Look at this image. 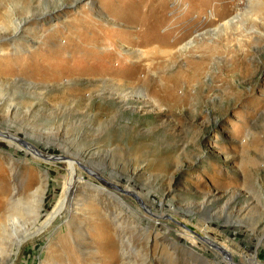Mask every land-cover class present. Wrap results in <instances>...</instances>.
Returning <instances> with one entry per match:
<instances>
[{
  "label": "rangeland",
  "instance_id": "obj_1",
  "mask_svg": "<svg viewBox=\"0 0 264 264\" xmlns=\"http://www.w3.org/2000/svg\"><path fill=\"white\" fill-rule=\"evenodd\" d=\"M0 131V264H264V0H0Z\"/></svg>",
  "mask_w": 264,
  "mask_h": 264
},
{
  "label": "bare ground",
  "instance_id": "obj_2",
  "mask_svg": "<svg viewBox=\"0 0 264 264\" xmlns=\"http://www.w3.org/2000/svg\"><path fill=\"white\" fill-rule=\"evenodd\" d=\"M75 2V1H74ZM72 4V3H71ZM69 4L67 3V2H63L58 8H60V9H62L64 6H68ZM217 7V6H216ZM220 7V6H219ZM232 7V6H231ZM234 8V7H233ZM57 9V8H56ZM222 10H226V8H219V9H217L216 8V11H219V15L217 14V16H218V18L217 19H219L220 17H224L223 16V14H225V13H223L224 11H222ZM49 12H51L49 9H47V10H43V12H41V13H38L37 14V18L38 17H43V16H46ZM225 12H227V11H225ZM202 15V14H201ZM214 15V14H213ZM238 15L239 14H237V15H235V16H233V17H230V18H223V20L219 23V26L218 27H215V26H213V27H215L216 29H219L220 30V28L222 27H226L227 25H230V24H233V22H235V19H236V17H238ZM36 17V16H35ZM35 17H32V18H35ZM32 18L31 17H28V18H26V19H24V21L23 22H29V21H31L32 20ZM216 18L215 19H211V20H209L208 22H210V23H214L216 20H217ZM238 19V18H237ZM231 27V26H230ZM215 28H213V29H211V28H206V29H200V30H196V32H194V34H193V36L190 38V39H188L187 40V42H185L183 45H182V49L183 50H186L187 48H189L193 43H195L196 42V40H197V38H201V37H203V36H205V35H207V34H212V33H214V34H218L219 32V30H217L216 31V29ZM195 31V30H194ZM15 35H19V36H21V34L23 33V27H22V24L20 25V24H18V25H16L15 24ZM11 38L12 37H14V34H11V35H9ZM203 39V38H202ZM163 44V43H162ZM161 44V45H162ZM178 45H179V43H178V41L176 40V42H174V43H169L168 45H164V46H167V47H165V49H166V51H169V52H171V53H173L174 51V49L176 48V47H178ZM148 46V45H147ZM163 46V47H164ZM193 46V45H192ZM201 47L203 48V49H208V48H210V47H212V45H206V46H204V45H201ZM200 47V48H201ZM161 51V50H160ZM201 67V66H200ZM1 132V131H0ZM3 135H5V134H3ZM9 135V134H8ZM12 138V137H11ZM12 140V139H11ZM11 140H9V141H11ZM21 143H23L22 142V140H21ZM17 145V144H16ZM29 147V146H28ZM27 149V148H26ZM30 151V150H29ZM30 154H32V155H34V156H36V157H39V158H41L42 159V161L43 162H45L44 164L45 165H47V164H49L50 162H56V163H58L59 164V166H64V167H66L67 169H68V172H69V178H68V180L64 183V185H63V188H62V191L64 192V198H62V199H60V201H57L55 204H54V206H53V208L52 209H49L51 212L49 213V216H48V218H47V220L45 221V224L47 225V224H49V223H52L54 220H56V219H58V220H60L61 218L63 219V218H65L66 217V215H67V208H69L70 206H72V197H73V195H74V191H73V188H77V186H78V183L79 182H81V181H83L85 178L82 176V171H80V168H79V166L77 165V163L75 162V160H73L71 157H69V156H60V155H56V154H52V153H42L41 151H36V150H33V151H30ZM29 154V155H30ZM54 166V165H53ZM62 168V167H61ZM44 169V168H43ZM57 170V169H56ZM86 175V174H85ZM101 183V182H100ZM114 187H118L119 188V190L120 191H122L123 193H125V195H126V193L127 194H131V190H129V188H122V187H120V186H114ZM79 189V188H78ZM114 190H115V188H114ZM64 201H66L67 203H68V206H66L65 205V202ZM55 223V222H54ZM44 226H42L41 227V229L43 228ZM40 228L38 229V230H36L35 232H33V233H31V234H29V236H33L34 234H39L40 233V230H41ZM29 236L28 237H26V238H24L23 240H21L20 242H18V246L20 245V243H22L23 241H25V240H27L28 238H29ZM35 238V237H34ZM211 242H212V240H211ZM213 245H215L216 246V244L213 242ZM217 246H219V247H221L219 244H217ZM38 262V261H37ZM11 263V262H10ZM9 263V264H10Z\"/></svg>",
  "mask_w": 264,
  "mask_h": 264
}]
</instances>
